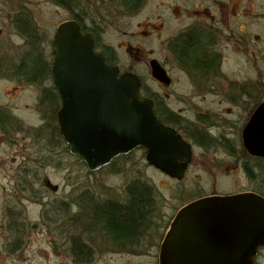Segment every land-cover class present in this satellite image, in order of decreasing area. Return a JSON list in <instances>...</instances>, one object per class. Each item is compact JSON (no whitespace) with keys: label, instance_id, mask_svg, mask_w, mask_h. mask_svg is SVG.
Returning a JSON list of instances; mask_svg holds the SVG:
<instances>
[{"label":"flooded vegetation","instance_id":"af4514ba","mask_svg":"<svg viewBox=\"0 0 264 264\" xmlns=\"http://www.w3.org/2000/svg\"><path fill=\"white\" fill-rule=\"evenodd\" d=\"M149 1L61 0V3H59L57 0H49L50 4L55 8L54 12L57 13V10H61L65 14L63 20L59 23H54L55 28L51 38L46 34L41 38L39 33L41 30L33 25L32 18L28 17L27 14L17 12L16 15H12L11 27L15 30V34L25 45L31 44L37 48L39 59L44 65V71L36 76V81L45 80L46 84L44 88L39 90V93L43 95L44 92H48L56 104L52 129L45 131L46 121L40 120L41 125L39 128H42L44 133L42 135L44 142L50 140L59 141L64 147L65 153H68L69 157H71L60 135L56 119L60 100L52 85L51 63L53 60L52 40L57 26L64 22H74L79 26V30L82 33L91 37L94 50L101 54L108 64L116 66L120 73H132L139 78L141 82L140 94L152 101L153 110L161 124L176 132L189 145L191 162L187 166L184 179L189 173L191 163L195 158V151H198L203 159H208V157L218 154H224L226 155L225 157H230L233 160L238 159L239 168L247 171L248 159L249 157H254L249 156L243 147L242 132L252 114L259 107H264V0L260 7L261 13H254V9H251L245 14L240 13L241 6L235 7L236 3L232 0H230L231 4L229 5L223 3L224 0H159L155 7L163 9L162 14L160 11L161 15L145 18L144 23H138L135 26L137 29L135 32L125 29L131 25L130 21L132 18L140 15L147 7ZM230 1L227 3H230ZM22 17L28 24V34L26 33L27 31L23 32L20 29L22 27L20 25V22L23 21ZM237 19L240 20L238 24L236 22ZM254 22L261 27L256 29V35L252 36L248 30ZM142 27H145L147 31L144 33L140 31ZM110 31L112 32V38L110 37ZM29 38H32L33 41ZM188 40L199 43L200 48L205 53L202 62L205 63L203 64V71L200 68L202 66L187 65L179 51H177L176 47L181 46L182 43ZM146 46L147 49L144 50L143 48ZM120 51H123L125 56L128 55V58H131L136 63L144 64L146 75H148L152 85H155L158 89L160 87L161 90L157 91L156 87L153 89L150 84H146L142 77L140 78L138 74L133 72L132 68H124L120 55L123 53ZM1 53L0 78L2 76L15 75V77L21 79L22 77L16 70L13 74L9 73L10 67L7 66L12 61L3 60ZM21 60L22 58L17 57L18 63H16L15 68L18 67ZM151 62L156 63L163 70L167 82H159L153 78ZM172 72L182 74L189 81L193 97L200 95L211 96L213 98L212 104L214 103L215 105L214 111H221L222 114L212 113V115H209L208 113L195 110L199 108L197 107L198 103L185 101L176 103L182 96L171 88L175 80L172 77ZM36 85L34 84V86ZM175 97L177 101L173 102ZM185 111L192 113V119L186 117ZM235 112L240 113V120L231 122L228 118ZM5 121L3 125L10 124L11 126L6 131L0 129V136L4 141L8 139L14 141L16 135L20 133L18 129L21 126L19 125L20 120L11 119ZM220 124H223V126H218ZM53 129L58 139L53 138ZM37 130L39 131V129L33 128L29 132L31 135L27 136L31 143L34 144L31 146L32 149L35 147L40 148V144L37 142L39 140V135L36 133ZM199 135L203 136L202 143L198 141ZM47 159H43V161ZM39 160V158L36 159L34 163H39ZM45 164L46 162L43 165ZM39 169L40 167L28 168L25 165L22 166L21 177L18 178L20 180L11 183L13 194L9 193L4 196L6 203L2 217L4 224H6L7 234L4 236V246L1 250L2 257H6L2 264L14 260L23 252L25 245L24 236L31 229L39 228L42 234L48 226H52L57 231V235L63 239L62 246L54 245L52 242L54 240L47 242L45 251H49L50 254L60 257L61 254L64 255L63 253H66V256L64 255L65 258L71 257L75 239H79L82 245L87 247L90 254L98 251V248H94V239L100 240L101 244L104 242V244L111 247V250L117 251V253H133L136 248H138V252H141L143 250L140 247L142 248V243L145 241V248L150 247L153 252L152 255L158 264L162 242L177 211L190 202L210 196H197L177 206L174 209V214L168 217L160 231L159 228L153 229L150 219L147 230L141 235L136 244L133 243L122 248L116 247L97 228L94 231L90 230L93 239L89 240L88 244V231L86 229L83 231L72 224L73 220L81 214V207L78 205L79 201L72 200L73 207L77 208L74 212L75 214L72 213L69 208V202L67 203L66 201L61 203L58 201L56 204L52 201L50 206L41 203L43 195L36 183L39 179ZM162 175L167 177L164 173ZM27 178L32 179L33 183L27 181ZM128 186L126 187L128 188ZM23 191H27L30 194L28 199L36 201L34 204L41 208L42 214L40 213L38 216L37 223L32 225L24 220L25 210L19 207L23 197L16 196L18 192L22 193ZM152 195L155 196L154 192H152ZM12 199L17 201V203H14L15 205H11L8 202ZM94 202L100 203L101 201ZM112 202L120 205L125 204L126 200L122 203ZM55 211H58L59 216L54 218L52 214ZM45 233L51 235V230ZM97 246L99 245L97 244ZM65 258H63L64 264H66Z\"/></svg>","mask_w":264,"mask_h":264},{"label":"rangeland","instance_id":"374dc122","mask_svg":"<svg viewBox=\"0 0 264 264\" xmlns=\"http://www.w3.org/2000/svg\"><path fill=\"white\" fill-rule=\"evenodd\" d=\"M159 0H150L147 7L140 13V15L132 18L131 25L125 28L130 31H137L135 26L138 23H144L145 18H153L163 13L162 8H156L155 5ZM218 1V0H217ZM230 0H224L226 5ZM235 7H240V13H248L254 9V13H261V5L263 0H232ZM55 8L50 4L49 0H0V52L2 59L12 63L7 66L10 74L15 72V65L18 63L17 57H20V51H24L26 45L15 34V30L11 27L12 15L17 12H23L25 15L32 18V23L41 30V38L46 34L51 36L54 31V23H59L64 19L65 14L61 10L54 12ZM161 11V14H160ZM29 14V15H28ZM237 24L240 22L236 20ZM236 24V23H235ZM258 23H252L249 27L250 35H256V29H259ZM143 33L147 31L145 27L141 30ZM112 38V32L110 31ZM145 44V43H144ZM146 45V44H145ZM43 46V44H41ZM148 46V45H147ZM147 46L143 49H147ZM141 48V46H140ZM123 53V51H120ZM121 55V61L124 68H132L133 72L143 78L146 84H150L153 89L156 87L152 85L151 81L146 75L145 65L139 64L129 59L128 55ZM172 77L175 79L171 88L181 94V98L176 103H198L199 108L195 110L203 113L222 114L221 111H214L215 105L212 104L213 98L208 95L194 96L190 91L189 81L186 80L182 74L172 72ZM163 87V86H162ZM44 88L43 85H30V83L15 77V75L2 76L0 78V108L5 109L11 115V119L20 120V128L14 141L6 140L0 136V264L6 258L2 257L3 240L7 231L5 229L4 219L2 217L5 208L6 200L4 196L9 193L13 194L11 183L20 180L22 166L28 168L40 167L38 171V181H36L38 189L42 193L41 203L50 206L52 201L56 204L58 201L67 203L72 213L75 214L77 208L73 207V201H79L80 195L95 199V201L109 200L115 202H124L126 200V189L130 182L141 180L146 186L152 188L154 192L153 209L151 222L153 229L159 228V231L164 226L168 217L174 214V209L192 198L201 195H224L238 192L251 191L258 189L259 182L251 180L249 177L255 175V172L249 168L240 169L237 160L225 157L224 154L210 156L205 159L200 157L198 151L194 152V159L191 168L186 178L182 182L170 180L166 176L158 173L155 169L148 166L144 159L142 150H135L131 154L118 158L113 164L105 167L97 172L89 173L86 171L84 165L76 158L69 157L65 153L64 147L60 142L48 141L44 142L42 135L44 134L40 120L47 116L45 107L39 113L38 97L41 96L39 90ZM157 91L161 88L156 87ZM164 88V87H163ZM177 98H174L175 102ZM175 104V103H173ZM207 111V112H204ZM209 111V112H208ZM187 118L193 117L192 113L185 111ZM240 113L235 112L228 119L233 122H238ZM218 126H223L220 124ZM39 129L36 133L39 135L37 142L40 148L32 149L34 144L27 138L31 135L29 132L33 129ZM47 129L45 128V131ZM23 131V132H22ZM39 132V133H38ZM43 140V141H42ZM53 146V148H52ZM44 151H43V149ZM222 151V150H221ZM28 157V158H27ZM50 157V158H49ZM40 159L39 163H34L36 159ZM48 158L46 161H43ZM42 159V160H41ZM38 161V160H37ZM44 162H46L45 165ZM249 165V162H248ZM251 173L248 175V173ZM19 173V174H18ZM258 181L264 184V169L258 171ZM256 176V175H255ZM256 176V178H258ZM255 178V177H254ZM27 181L33 183V180L27 178ZM19 182V181H18ZM260 187V186H259ZM7 189V190H6ZM261 189V188H259ZM17 197H23L22 203L19 207L25 210L24 220L32 225L37 223L41 208L34 204L33 200L28 199L30 194L27 191L18 192ZM25 198V199H24ZM73 200V201H72ZM11 205L17 203L15 199L8 201ZM9 204V203H8ZM17 207V206H16ZM58 211L52 214L55 218ZM52 226L45 228L41 234L39 228L31 229L28 234L24 236V247L14 260L6 262V264H64L63 258L66 253L58 255L46 252L47 242L52 241L55 245H61L63 239L57 235V231ZM51 230V235L46 234V231ZM75 235V234H74ZM88 241L92 240L91 234H87ZM94 239V248H98L96 253L90 254V260L86 263H79L73 260V257L65 258L66 264H157L155 257L152 255L150 247L145 248V241L142 243L141 252L136 248L133 253H117L111 250L108 245L101 244L100 240ZM89 244V243H88ZM97 244L99 246H97ZM61 248V247H59ZM145 248V249H144ZM69 259L71 260L69 262ZM257 264H264V250H261L257 257Z\"/></svg>","mask_w":264,"mask_h":264},{"label":"water","instance_id":"95a60500","mask_svg":"<svg viewBox=\"0 0 264 264\" xmlns=\"http://www.w3.org/2000/svg\"><path fill=\"white\" fill-rule=\"evenodd\" d=\"M51 80L60 99L56 118L71 155L89 172L139 148L149 166L181 180L191 161L189 145L161 124L140 80L119 75L74 22L57 26L52 40ZM152 76L167 82L151 62ZM248 155L264 158V107L242 132ZM264 249V198L254 193L196 200L175 215L161 245L159 264H256Z\"/></svg>","mask_w":264,"mask_h":264},{"label":"trees","instance_id":"16d2710c","mask_svg":"<svg viewBox=\"0 0 264 264\" xmlns=\"http://www.w3.org/2000/svg\"><path fill=\"white\" fill-rule=\"evenodd\" d=\"M57 2L61 3V0H57ZM22 20L20 22L22 27L20 29L23 32L27 31L26 33L28 34V24L23 17ZM29 39L33 41L32 38ZM176 48L187 65L195 67L202 66L200 68L203 71V64L205 63L202 62L205 53H203L199 43L188 40ZM43 67L44 65L40 61L38 53L35 52L22 58L15 70L22 77L21 80L30 83V85L37 84L45 86V80L36 81V76L44 71ZM55 105L54 99L48 92H44L39 97L37 107L39 108V113H41L43 107L46 109L47 116H43L44 119L42 120L46 121L44 127L48 131L53 127ZM5 120H11V115L5 109L0 108V129L6 131L11 125H3V122H6ZM52 132L54 133V129ZM53 138L58 139V136L54 133ZM198 141L199 143L203 142L202 135L198 136ZM248 162L249 170L252 169L258 177V171L261 172L264 169V159L249 157ZM250 174L249 172L248 175ZM255 175L249 178L259 182L257 183L258 189L255 188L251 191L264 197V184L258 181L261 175L258 178ZM125 193L126 203L120 205L113 202L99 204L94 202L92 198L80 195L78 205L81 207V214L79 216L77 215L78 217L73 220L72 224L79 229L81 228L83 231L86 229L90 234H92L90 230L94 231L97 228L107 240L119 248L133 243L136 244L150 223L152 217L151 211L153 209L152 198L154 196L151 195L152 188L147 187L141 180L131 182ZM74 243L73 260L79 263L89 261L91 257L87 247L83 246L79 239H75Z\"/></svg>","mask_w":264,"mask_h":264},{"label":"bare ground","instance_id":"6f19581e","mask_svg":"<svg viewBox=\"0 0 264 264\" xmlns=\"http://www.w3.org/2000/svg\"><path fill=\"white\" fill-rule=\"evenodd\" d=\"M35 52H37V48L36 47H34V46H32L31 44H26V48H25V50L24 51H20V56L22 57V58H24L25 56H28L29 54H32V53H35ZM130 153H128V154H126V155H121L120 156V158L121 157H125V156H127V155H129ZM131 184V182L130 183H128V185H130ZM151 195H152V193H151ZM94 201H95V199H93ZM105 202H112V200L111 199H109V200H103V201H101L99 204H102V203H105ZM75 244V243H74ZM74 244H73V247H74ZM76 249V248H75ZM74 252V248H72V253Z\"/></svg>","mask_w":264,"mask_h":264}]
</instances>
